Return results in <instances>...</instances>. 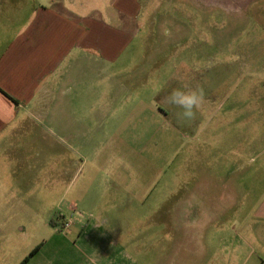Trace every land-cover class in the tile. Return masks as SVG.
<instances>
[{"label":"crops","instance_id":"crops-1","mask_svg":"<svg viewBox=\"0 0 264 264\" xmlns=\"http://www.w3.org/2000/svg\"><path fill=\"white\" fill-rule=\"evenodd\" d=\"M194 7L211 13L193 12ZM216 9L230 12L224 15ZM257 15L264 16V0H0V197L20 201L27 186V172L22 171L32 161L31 148L47 144L28 141L27 133L49 126L61 133L63 143L76 140L79 145L82 131L94 134L107 128L109 120L100 117L127 111L123 95L112 93L113 67L125 65L124 57L137 37L155 34L166 21L172 36L178 29L190 34L193 25L223 29L222 16L231 17L233 27H241ZM194 19L204 23L193 24ZM255 30V35L264 37V28ZM183 80L170 79L167 95L181 84L189 91L192 82ZM153 91L160 90L154 87ZM155 92L132 96L137 102L134 115L141 110L176 113L177 108L158 103ZM239 130L229 125L201 129L206 133ZM248 130L264 133L256 126ZM83 147L93 150L78 163V173L87 169L78 196L93 197L95 205L94 198L121 195L125 184L117 180L125 177L122 158L107 156L108 146L97 145L94 139ZM200 163L208 169L215 160L206 155ZM114 170L117 178L111 173ZM253 175L256 180L257 174ZM218 179V174L200 172L196 188L186 174L174 172L173 188L160 201L168 207L163 206V211L159 207L154 219L138 223L146 227V236H128L130 223L123 219L84 224L74 215L63 214L62 223L69 226L62 229L69 232L59 235L56 230L60 237L39 243L40 249L25 264H264V193L256 199L249 190V200L242 205L239 184H233L237 191L214 187ZM28 205L25 210L17 206L9 210L26 214L32 207ZM5 208L0 203V227ZM64 241L79 253L62 252Z\"/></svg>","mask_w":264,"mask_h":264},{"label":"rangeland","instance_id":"rangeland-1","mask_svg":"<svg viewBox=\"0 0 264 264\" xmlns=\"http://www.w3.org/2000/svg\"><path fill=\"white\" fill-rule=\"evenodd\" d=\"M216 10L224 15L230 12ZM195 11L211 13L198 7L193 8ZM221 18L224 28L219 30L193 25L190 34L185 35L178 29L176 35L170 36L166 21L156 27L155 34L137 37L124 57L125 65L114 66L112 76V93L123 95L122 103L130 106L124 113L100 117L109 120L105 130L98 129L94 134L82 131L81 148L76 140L60 141L58 134L61 133L49 126L27 133L28 141L47 144L31 148L32 161L22 171L27 172V186L21 191L20 201L15 202L13 198L8 202V197H0L1 206L7 207L1 211L0 264H19L39 243L66 235L69 231L62 229L63 214L74 215L84 224L123 219L130 223L128 236H146V227H138V223L154 219L159 207L162 211L168 207L160 201L173 188L174 172L186 174L196 188L200 172L206 171L221 178L214 182V187L237 191L235 185L239 184L242 205L249 200V190L256 199L264 193V133L248 130V126L264 129V37L255 35V28L257 31L264 28V16L247 18L241 27H233L231 17ZM195 23L200 25L204 21L194 19ZM173 77L178 82L187 77L192 82L190 90L203 91L204 100L194 120H178L179 109L176 113L161 115L141 110L134 115L137 102L132 96H149L157 87L160 90L155 92L157 101L164 105L168 82ZM180 86L184 90L185 85ZM125 96L132 99L127 100ZM201 110L205 111L203 115H199ZM206 125L239 126L240 130L206 133L201 131ZM93 139L97 145L108 146L107 156L122 158L125 171V177L117 180L125 184L123 193L94 198L95 205L93 197L77 194L79 182L87 172L81 169L78 173V163L81 164L84 155L91 156L93 150L83 144ZM206 155L215 160L208 169L200 163ZM217 159L222 163L217 164ZM111 173L117 178V171ZM20 203L32 205L30 212L20 215L22 212L16 209L9 210L15 206L25 210L27 204L20 207ZM89 206L97 208L94 211ZM111 208L116 210L109 212ZM60 244L62 252L76 253L66 241Z\"/></svg>","mask_w":264,"mask_h":264},{"label":"clouds","instance_id":"clouds-1","mask_svg":"<svg viewBox=\"0 0 264 264\" xmlns=\"http://www.w3.org/2000/svg\"><path fill=\"white\" fill-rule=\"evenodd\" d=\"M203 91L199 89L185 91L174 89L169 95L163 98V102L169 106L179 109L176 113L180 121H192L196 118L203 103Z\"/></svg>","mask_w":264,"mask_h":264},{"label":"trees","instance_id":"trees-1","mask_svg":"<svg viewBox=\"0 0 264 264\" xmlns=\"http://www.w3.org/2000/svg\"><path fill=\"white\" fill-rule=\"evenodd\" d=\"M40 247H41V245L36 246V247L30 252V254L24 258V260L21 262V264H25V263L31 258V256H33V255H34V254L40 249Z\"/></svg>","mask_w":264,"mask_h":264},{"label":"built area","instance_id":"built-area-1","mask_svg":"<svg viewBox=\"0 0 264 264\" xmlns=\"http://www.w3.org/2000/svg\"><path fill=\"white\" fill-rule=\"evenodd\" d=\"M68 226H69V223L66 222V223H64V225L62 226V228H67Z\"/></svg>","mask_w":264,"mask_h":264}]
</instances>
